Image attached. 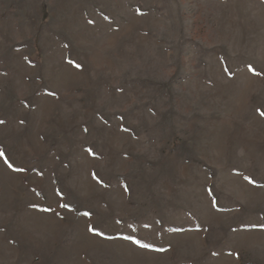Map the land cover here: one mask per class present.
<instances>
[{
  "label": "rangeland",
  "instance_id": "rangeland-1",
  "mask_svg": "<svg viewBox=\"0 0 264 264\" xmlns=\"http://www.w3.org/2000/svg\"><path fill=\"white\" fill-rule=\"evenodd\" d=\"M262 113L264 0H0V264H264Z\"/></svg>",
  "mask_w": 264,
  "mask_h": 264
},
{
  "label": "snow or ice",
  "instance_id": "snow-or-ice-1",
  "mask_svg": "<svg viewBox=\"0 0 264 264\" xmlns=\"http://www.w3.org/2000/svg\"><path fill=\"white\" fill-rule=\"evenodd\" d=\"M262 114H264V113H262ZM2 155H4L3 152H0V156H2ZM5 163H8V161L5 160ZM8 166H9V167H12L11 164H9ZM246 179H248V178L246 177ZM249 182H250V183H254V181H251V180H249ZM65 207H66V205H65ZM84 215H85V216H88V215H90V213L85 212ZM90 230H91V229H90ZM143 246H144V247H148V245H143Z\"/></svg>",
  "mask_w": 264,
  "mask_h": 264
}]
</instances>
